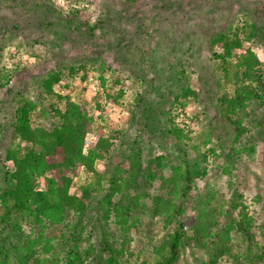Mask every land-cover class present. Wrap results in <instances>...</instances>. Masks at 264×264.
Listing matches in <instances>:
<instances>
[{"label":"trees","instance_id":"1","mask_svg":"<svg viewBox=\"0 0 264 264\" xmlns=\"http://www.w3.org/2000/svg\"><path fill=\"white\" fill-rule=\"evenodd\" d=\"M241 26L219 31L210 41L225 85L219 113L235 131L229 145L233 153L220 167L228 177L226 194L196 186L195 180L205 175L206 153L177 160L166 153H143L137 140L125 149L102 187L96 161L105 159L123 130L109 132L101 123L91 129L93 115L65 93L75 73L82 71L86 77L84 64L50 69L33 81L32 97L18 99L10 120L0 126V264H181L186 243L203 253L199 264H264V244L253 231L259 219L264 228V194L257 197L258 214H251L239 163L254 155L264 162V124L259 141H239L246 132L244 123L262 124L256 111L264 108V71L249 45L260 34L252 24ZM15 70L0 65V87ZM98 80L104 100L113 103L115 81L105 83L102 74ZM136 96L129 109L131 123L140 125L142 133L152 132L161 123V113ZM196 99L188 84L173 94L175 111L166 115L167 135L187 139L175 120ZM40 118L43 121L36 123ZM81 173L84 179L75 185ZM155 181L147 201L142 186ZM234 232L243 237L241 249H235Z\"/></svg>","mask_w":264,"mask_h":264},{"label":"rangeland","instance_id":"2","mask_svg":"<svg viewBox=\"0 0 264 264\" xmlns=\"http://www.w3.org/2000/svg\"><path fill=\"white\" fill-rule=\"evenodd\" d=\"M72 10H77L76 14ZM263 21L264 0H0V65L16 69L7 84L0 87V126H6L18 99L32 97L33 81L45 72L63 65L84 64L86 77L82 71L75 73L65 93L93 115L91 129L101 123L109 132L123 130L105 159L96 161L102 187L125 149L137 140L142 143L143 153H166L177 160L183 155L194 158L206 153L205 175L195 180L196 186L205 192L215 189L226 194L228 177L220 167L233 153L229 145L235 131L219 113L218 98L225 85L212 59L210 41L219 31L252 24L260 35L249 45L264 71ZM100 74L106 77L105 83L115 81L113 103L103 98ZM187 84L197 92V99L188 102L184 113L176 118V125L187 134V139L176 140L167 135L165 118L168 111H175L173 94ZM225 88L231 90L230 86ZM137 94L161 113V123L152 132L142 133L140 125L131 123L129 109ZM142 108L140 103L138 110ZM256 112L262 124L244 123L246 132L239 137L243 144L260 140L264 108ZM137 119L143 120L139 115ZM42 121L40 118L36 123ZM239 163H243V198L250 207L248 211L257 215V197L264 194V162L254 155L245 161L239 159ZM83 179V173L79 174L75 185ZM39 183L43 187L42 179ZM156 184L142 186L147 201ZM253 231L264 244L260 219ZM132 235L136 240L135 231ZM233 241L235 249L244 246L239 232L233 233ZM199 255H203L201 250L186 243L180 263L199 264Z\"/></svg>","mask_w":264,"mask_h":264}]
</instances>
